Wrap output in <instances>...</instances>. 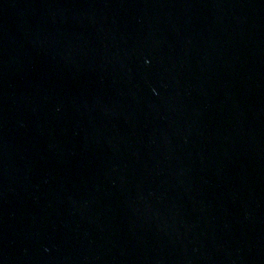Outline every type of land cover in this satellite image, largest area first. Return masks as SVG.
<instances>
[{
	"label": "water",
	"instance_id": "water-1",
	"mask_svg": "<svg viewBox=\"0 0 264 264\" xmlns=\"http://www.w3.org/2000/svg\"><path fill=\"white\" fill-rule=\"evenodd\" d=\"M0 264H264V0H0Z\"/></svg>",
	"mask_w": 264,
	"mask_h": 264
}]
</instances>
